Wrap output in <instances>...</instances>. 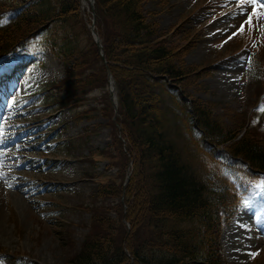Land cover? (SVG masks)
<instances>
[{
    "label": "rangeland",
    "instance_id": "374dc122",
    "mask_svg": "<svg viewBox=\"0 0 264 264\" xmlns=\"http://www.w3.org/2000/svg\"><path fill=\"white\" fill-rule=\"evenodd\" d=\"M49 1L55 9L59 2L64 1L63 5H68L69 15L74 16V20H52L44 28L46 31L27 42L26 49L15 55V63H37L34 66L28 65L15 85L11 79L5 85L7 93L10 91L17 97L11 99L7 108L13 109L19 104L14 113H24L25 110V114L20 117L24 123L19 133L25 131L33 120L36 122L47 116L49 104L44 94L49 92L50 83L64 75V66L68 58L71 62V53L87 51L90 42H93L92 20L98 19L96 14L93 18L95 12L88 2L82 5L79 2L78 11L73 0ZM3 2L11 6V2ZM257 4H264V0H257ZM142 6L143 16L155 31L149 38L150 45H165L171 52H179L181 70L189 68L190 72L184 71L187 77L179 81L177 86L182 101L186 100L187 112L204 109L216 123L217 132H221L220 137L224 135L221 140L226 142L220 145L224 148L246 134L248 125L244 126V116L253 120V124L249 121L252 139L258 140L259 136H264V100L260 102L261 105H257L259 95L264 91V78L261 76L264 69L260 67L261 63L264 64V32L261 31L264 29V16L253 17L252 24H246L244 21L253 11V6L249 4L241 10L246 14L244 20L234 19L238 15L239 0H149ZM4 11L0 10V21L6 17ZM241 24L245 30L243 34H237ZM116 25L117 20L101 21L99 27L97 24L96 34L102 48L104 46L100 55L103 63H106L104 38L109 30L115 31ZM1 37L0 34V48H3L7 41ZM82 56L85 57L84 54ZM252 56L255 59L250 68L249 60ZM72 59L75 60V57ZM87 61L88 64H82L77 71V76L86 78L89 75V80H97V64L92 60ZM198 68L205 72L202 71L198 76L193 72ZM95 86L91 91L80 93L85 102L79 109L78 120L75 121L69 111L61 113L59 120L54 122L56 126L53 131H57V125L62 122L67 123L68 128L60 135L63 143L50 144V147L55 146L50 157L62 158L50 159V164L48 159L46 163L49 167L45 168L44 161H40L39 168L34 172L28 168L30 164L27 163L9 166L10 159L15 164L19 163L15 160L18 154L27 156L28 160L39 159L41 152L49 148V145L41 147L40 143L35 144L33 148L37 151L29 156L25 151H19L21 148H17L14 136L9 135L3 140L0 160L3 161L8 183L13 187L9 188L0 180V252L26 256L39 264H66L68 257L77 251L91 227V212L79 207L83 204L93 206L91 198L96 195L99 177L103 176L101 173L105 174L109 165V161L104 159H98L92 164L89 159L96 157L92 153L110 149L114 159L108 172L111 175L116 173L119 165L124 170L125 178L132 176L134 158L129 154L127 134L119 123V104L115 102L112 105L105 100L106 92L109 91L107 86L106 89L101 83ZM176 123L168 122L170 134L174 133ZM241 125L243 128L239 129L238 136L227 141L229 131L235 132ZM4 131L6 133V129ZM45 180L49 187L44 185ZM39 184L42 190H39ZM256 185L248 191L247 198L250 194L252 196L227 221H222L218 244L225 264H264V189ZM102 195L109 196V192ZM119 198L110 200L108 207L121 202L125 214L127 204L123 201V193ZM115 208L109 212V235L114 237L116 247L132 225L122 220L124 228H119L118 222L121 221L114 212ZM181 226L186 227V223ZM190 226L189 221L188 230ZM140 227V235L133 239L135 244L145 238L149 239L153 233L149 231V226L142 224ZM147 255L152 256L153 253ZM126 257L130 264L134 262L129 253Z\"/></svg>",
    "mask_w": 264,
    "mask_h": 264
},
{
    "label": "trees",
    "instance_id": "16d2710c",
    "mask_svg": "<svg viewBox=\"0 0 264 264\" xmlns=\"http://www.w3.org/2000/svg\"><path fill=\"white\" fill-rule=\"evenodd\" d=\"M3 1L11 2V6ZM74 1L79 11V0ZM146 1L95 0L96 19H100L96 27L101 21L118 23L104 38V59L117 84L118 119L127 134L134 165L127 180L119 165L114 175L102 174L96 195L91 198L93 206L79 207L91 212V227L66 264H130L128 253L132 264H225L218 244L222 221L231 217L254 183L264 180V136L252 139V118L244 116L246 134L224 148L220 146L226 142L221 140L224 135L220 137L216 123L204 109L187 112L186 100L182 101L177 86L187 77L189 68L181 70L179 52H171L165 45H150L149 38L155 31L143 16L142 4ZM63 2L55 9L49 0H0V7H6L3 9L9 13L8 25L0 27L2 40L7 41L0 55L22 46L52 20L73 21ZM98 53L92 41L87 51L71 53L66 76L56 85L64 96L57 104L80 103L81 94L93 90L96 83L106 89L107 69ZM87 59L97 64V80H89V75L77 76L82 64H88ZM202 71L193 70L197 75ZM105 100L108 102L107 97ZM169 121L177 122L173 134L167 129ZM242 128L229 131L227 141L235 139ZM92 154L96 156L89 159L92 164L98 159L109 161L108 172L114 159L112 151ZM104 192L109 196L104 197ZM121 193L127 204L125 214L121 202L108 207L109 201L118 199ZM114 208L121 221L119 228H124L122 220L132 225L116 247L114 237L109 235V212ZM142 224L153 233L135 244L133 239L140 235ZM150 253L153 255L148 256Z\"/></svg>",
    "mask_w": 264,
    "mask_h": 264
},
{
    "label": "snow or ice",
    "instance_id": "6c2138e0",
    "mask_svg": "<svg viewBox=\"0 0 264 264\" xmlns=\"http://www.w3.org/2000/svg\"><path fill=\"white\" fill-rule=\"evenodd\" d=\"M249 4H251L253 6V11H252V14L247 17V20L244 21L246 24L251 25L253 22V17L264 16V11L256 10V9H264V4H257V0H239L238 15L234 16V19L244 20V16L246 14L242 13L241 10ZM229 15H232V14H229ZM7 22H8V20H7V18H5L3 21H0V24H4ZM244 30H245L244 25L243 24L239 25V32L237 34H243ZM261 31L264 32V29H262ZM249 63H251V61H249ZM2 136H3V128L0 127V137H2ZM0 143H3L2 138H0ZM3 168H4L3 161L0 160V180H3L4 183L9 188H12L13 185L8 183V177L6 176L5 172L3 171ZM256 186L258 188L264 189V181H261Z\"/></svg>",
    "mask_w": 264,
    "mask_h": 264
}]
</instances>
